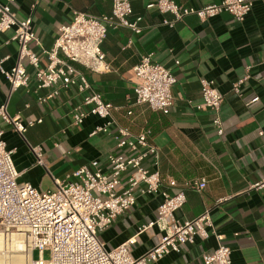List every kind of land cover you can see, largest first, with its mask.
<instances>
[{
  "label": "crops",
  "instance_id": "crops-1",
  "mask_svg": "<svg viewBox=\"0 0 264 264\" xmlns=\"http://www.w3.org/2000/svg\"><path fill=\"white\" fill-rule=\"evenodd\" d=\"M152 1L155 0H131V19L142 17L141 33L123 26L109 29L102 44L108 69L94 72L75 65L93 89L116 107L113 115L118 124L134 134L151 129L150 140L157 146L159 156L149 157L146 165L159 169L165 178L176 179L178 186L170 188L171 193L182 189L188 180L207 182L200 192L184 189L186 202L175 218L186 221L209 210L214 224L208 228L210 237H196L180 252L153 264H201L203 255L212 253L219 243L231 248L233 264H264V189L253 188L264 178V134L259 135L264 132V0H253L252 11L242 22L224 12L207 20L188 15L173 27L163 21L174 20V15L147 8ZM174 1L200 8L222 0ZM35 2L15 0L11 7L23 19L31 14ZM76 10L97 17L110 14L112 0H39L33 14L36 40L32 47L42 65H46L42 48L54 45L58 28L70 23ZM12 34L13 30L0 33V59L9 57L4 62L6 69H11L17 60L16 43L6 44ZM148 54L177 78L174 104L168 114L137 105L134 99L127 100L128 96L134 98L133 68ZM28 72L29 85L12 92L0 71V105L9 101L10 114H19L24 120L42 119L28 129L25 137L0 123L9 148L15 149L13 160L20 181L47 191L54 188L55 178L64 180L85 165L108 172L107 157L118 152L115 136H90L101 122L96 116L90 115L80 127L73 124L70 111L82 98L74 89H62L58 96L39 103L38 96L50 90H38L34 68L28 66ZM246 74L250 77L238 95L233 84ZM201 79L214 81L224 96L220 111L223 135L213 125L215 113L197 108L202 102ZM255 97L259 100L249 104ZM30 145L44 148L46 165L37 164ZM121 179L125 185L126 173ZM160 202V195H139L136 205L100 233L101 240L112 249L133 239L132 255H144L159 241L161 231L157 226L144 231L139 228L156 218Z\"/></svg>",
  "mask_w": 264,
  "mask_h": 264
},
{
  "label": "built area",
  "instance_id": "built-area-1",
  "mask_svg": "<svg viewBox=\"0 0 264 264\" xmlns=\"http://www.w3.org/2000/svg\"><path fill=\"white\" fill-rule=\"evenodd\" d=\"M38 1L32 5L31 14L20 19L11 7L15 0H7L6 3L0 0V33L13 30L6 44L14 42L18 49L16 63L11 69L4 67L8 56L0 59L1 73L13 92L29 85L28 66L34 68L37 89L50 90L48 94L38 96L41 104L58 96L62 89H74L82 98L70 111L73 124L80 127L90 115L96 116L101 122L95 125L90 136L114 135L118 152L108 155V172L85 165L64 180L55 178L53 189L41 191L31 183L20 181V173L13 160L15 149L9 148L5 131L0 128V240L3 243L0 264H153L173 252H180L183 245L194 243L196 237L209 238L208 228L214 225L209 210L186 221L175 218L176 212L186 202L184 189L200 192L206 188V180H188L182 189L171 193L169 189L178 186L176 179L165 178L159 169L153 170L146 165L149 157L157 159L159 156L157 146L150 140L151 129L134 134L118 124L113 115L116 107L93 89L86 75L75 65H83L94 72L105 71L109 66L102 44L109 29L123 26L135 33L142 32V17L131 19V0H112L110 14L99 17L73 11L72 21L58 28L54 45L50 49L42 48L46 65H42L41 57L32 47L36 40L33 14ZM253 6V0H222L200 8L180 5L174 0H155L147 8H157L162 14L172 13L174 20L163 22L173 27L188 15L207 20L224 12L242 22ZM249 77L246 74L233 84L236 94H241L242 85ZM133 81L134 98L128 96V101L134 99L133 103L137 105H147L164 114L170 112L177 78L170 69L155 62L152 54L144 55L133 68ZM201 86L202 102L197 108L211 109L215 113L213 125L217 133L223 135L220 111L224 96L214 81L201 79ZM258 100L259 97H255L249 104ZM128 114L131 115L132 111ZM41 122L42 119L24 120L19 114L12 116L9 101L0 105V123L9 125L23 137L30 127ZM263 134V131L259 132V135ZM30 148L37 164L46 165L44 148L39 145H30ZM124 173L127 181L122 185ZM253 188L264 189V178ZM139 195H160L156 218L139 230L157 226L161 237L144 255L134 257L132 245L135 240L129 239L109 249L101 240L100 233L110 227L120 214L136 205ZM17 256L22 257L21 262L17 261ZM201 264H233L232 250L219 243L212 253L203 255Z\"/></svg>",
  "mask_w": 264,
  "mask_h": 264
},
{
  "label": "bare ground",
  "instance_id": "bare-ground-1",
  "mask_svg": "<svg viewBox=\"0 0 264 264\" xmlns=\"http://www.w3.org/2000/svg\"><path fill=\"white\" fill-rule=\"evenodd\" d=\"M2 246H3V243H2V241L0 240V249L2 248ZM16 259H17L18 262H21L22 257H21V256H17Z\"/></svg>",
  "mask_w": 264,
  "mask_h": 264
},
{
  "label": "rangeland",
  "instance_id": "rangeland-1",
  "mask_svg": "<svg viewBox=\"0 0 264 264\" xmlns=\"http://www.w3.org/2000/svg\"><path fill=\"white\" fill-rule=\"evenodd\" d=\"M35 255H37V253ZM48 256H49L48 253H46V258H48Z\"/></svg>",
  "mask_w": 264,
  "mask_h": 264
}]
</instances>
